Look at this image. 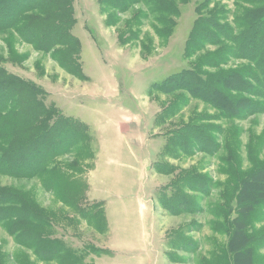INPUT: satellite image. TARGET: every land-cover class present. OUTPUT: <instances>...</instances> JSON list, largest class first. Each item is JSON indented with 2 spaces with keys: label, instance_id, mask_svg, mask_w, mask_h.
<instances>
[{
  "label": "rangeland",
  "instance_id": "374dc122",
  "mask_svg": "<svg viewBox=\"0 0 264 264\" xmlns=\"http://www.w3.org/2000/svg\"><path fill=\"white\" fill-rule=\"evenodd\" d=\"M171 1L172 29L159 36L151 22L133 16L138 7L123 13L99 0H73L69 34L76 45L63 55L64 66L13 31L0 34V68L34 85L39 104L79 127L69 125L66 132L44 115L36 118L33 138L59 154L47 167L54 172L47 181L41 178L48 172L32 179L0 176V191L7 194L2 202L22 206L3 203L0 209L14 216L29 215L27 209L47 214L54 221L53 243L83 264H264V203L243 222L237 206L250 157L264 158V113L217 121L225 147L213 156L177 151L184 147L172 136L214 110L183 91L156 88L191 69L196 57L186 59L184 51L196 8L208 0ZM238 1L236 7L234 0H211L202 14L218 4L232 22L237 8L252 9L258 0ZM231 61L233 67L244 63ZM49 128L54 137L45 136ZM194 174L211 181L206 193L184 189L200 212L170 213L174 183ZM22 227L36 233L27 223ZM22 227L19 220H0V264H46L18 243ZM252 230L258 234L249 235Z\"/></svg>",
  "mask_w": 264,
  "mask_h": 264
},
{
  "label": "trees",
  "instance_id": "16d2710c",
  "mask_svg": "<svg viewBox=\"0 0 264 264\" xmlns=\"http://www.w3.org/2000/svg\"><path fill=\"white\" fill-rule=\"evenodd\" d=\"M210 1L196 8L198 17L186 43L184 51L186 59L196 57L195 61H192L191 69L181 71L156 86L168 94L177 90L183 91L214 110L211 115L199 114L172 136L174 142L179 140L184 147L183 150L177 151L186 156H192L196 152L213 156L225 147L219 142L222 129L217 121H239L248 116L264 113V0L255 1L256 6L252 9L239 11L237 8L232 22H228L225 8L218 4H214L207 14H202V10ZM72 2L73 0H0V34L13 31L20 42L30 44L37 51L52 54L59 65L64 66L63 55L67 49L76 45L69 34L74 22ZM99 2L105 4L106 8L116 7L118 11L124 10L123 13L131 7H138L133 16H140L143 21L151 22L153 32L159 36L170 33L173 26L171 18L176 15L171 0H99ZM234 3L238 7L239 1L234 0ZM206 45L216 47L215 51H206ZM231 60L244 63L233 67L229 66ZM66 68H70V65ZM208 68L213 71L208 72ZM34 87L0 68V176L12 179L43 176L48 172L49 164L59 155L49 145L40 144L37 138H33L32 129L37 117L44 115L51 121L54 120L55 126L66 132L69 125L79 128L60 117L54 108L47 109L39 104ZM212 121L217 123L214 124ZM26 131L29 138H23ZM51 131L52 128H49L45 136ZM50 136L52 134L48 137ZM38 144L41 147L36 149ZM35 150L37 151L34 152ZM31 152L35 154L30 155ZM249 162L252 165L251 171L240 180L241 190L238 194V216L242 222L252 216L257 204L264 203V158L258 161L250 157ZM53 172L52 168L41 179L46 180ZM237 175L238 172L234 171L233 176ZM253 181L260 183L256 185L252 183ZM210 182L207 177L204 178L200 174L182 175L174 183L175 189L169 197L166 209L177 215L183 211L200 212L199 205L192 202V197L184 189L192 193L198 191L206 193ZM6 196L7 194L1 190L0 206L9 203L15 209H22L18 202H2ZM27 210L29 215L21 213L14 216L0 209L1 221L8 217L10 221L19 220L21 227L23 223L36 227L35 234L22 227L17 239L20 245L33 248L41 263L83 264L78 259H71L68 250L53 243L56 242L51 236L54 221L47 214ZM216 212L214 213L218 217L220 212ZM263 218L261 217L260 221H264ZM252 233L258 234L252 230L249 235H254ZM261 234L259 239L264 241V231ZM244 237L248 241L249 236L246 237L245 234Z\"/></svg>",
  "mask_w": 264,
  "mask_h": 264
}]
</instances>
